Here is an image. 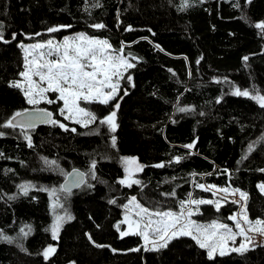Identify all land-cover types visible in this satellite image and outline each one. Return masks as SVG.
Segmentation results:
<instances>
[{
    "label": "trees",
    "instance_id": "1",
    "mask_svg": "<svg viewBox=\"0 0 264 264\" xmlns=\"http://www.w3.org/2000/svg\"><path fill=\"white\" fill-rule=\"evenodd\" d=\"M182 2L0 0V233L8 238H0V264H264V244L210 260L190 236L145 251L138 235L122 238L115 228L130 196L150 211L179 213L181 202L213 197L197 186L202 182L244 192L248 217L264 220V194L257 187L264 184V107L251 98L264 95V30L255 27L264 22V0H187L181 10ZM76 32L107 40L133 65L116 99L106 105L80 101L97 116L82 127L58 113L61 101L50 92L55 102L43 106L56 124L3 127L15 112L30 108L11 86L23 71L20 43ZM113 111L114 132L99 123ZM131 159L144 166H131L138 183L122 185ZM73 168L85 172V183L63 192L60 183ZM237 207L232 200L219 210L194 204L191 217L231 226ZM69 215L53 240L55 217ZM86 234L101 248L84 256ZM48 246L56 251L45 259ZM106 247L121 252L118 258ZM132 249L139 250L128 253Z\"/></svg>",
    "mask_w": 264,
    "mask_h": 264
},
{
    "label": "snow or ice",
    "instance_id": "2",
    "mask_svg": "<svg viewBox=\"0 0 264 264\" xmlns=\"http://www.w3.org/2000/svg\"><path fill=\"white\" fill-rule=\"evenodd\" d=\"M248 2L250 3V0ZM236 6L238 7L239 5L237 4ZM186 7H188L187 0H183L181 10ZM93 27L103 28L104 25L96 24ZM255 27L264 30V22L257 23ZM48 31L56 32L58 29L50 28ZM12 38L16 39V35L13 34ZM0 40H3L2 31H0ZM19 47L24 51V71L20 73V76L26 82V86L21 82H14L11 86L19 88L23 92L29 105H38L42 101L54 103L55 101L48 99L46 93H58L57 100L63 101V107L60 109L61 115L67 113V115H64L66 120H72L82 127H88L89 124L95 122L97 116L81 107L80 101L86 103L98 102L106 105L116 99L119 80L123 78V72L133 67L123 55L113 54L112 46L107 40L89 38L83 33L71 38L65 37L61 43L54 44L52 40H49L46 44L36 43L29 46L21 44ZM45 48L48 49L47 52L39 51ZM46 56L55 58L46 59ZM244 59L247 60V57ZM34 77H38L39 80L33 79ZM127 79L131 81L132 78L129 76ZM45 84L47 85L46 87L44 86ZM235 94L250 95L247 90H237ZM251 98L257 100L261 107H264V95H255ZM115 107L119 108V103ZM179 111H186V109L180 108ZM115 115L116 113L113 111L107 117L100 119L99 123L102 125L107 124L110 131L114 132L116 130ZM36 120L44 123H57L56 120L52 119L51 112L34 108L31 111L25 109L15 112L2 126L13 128L18 126L21 128L35 127L34 122ZM59 126L67 130L64 124ZM72 131H75V129H72ZM0 135H3V133H0ZM26 139H29V146H31L30 137H26ZM113 146H115V137H113ZM193 146L194 143L184 147L192 148ZM251 150L252 145H249V151ZM45 162L53 165L56 163L55 161L47 160ZM125 164V172L128 175L125 179H121L119 183L123 185L127 182L129 186L138 183V181L131 178L130 169L131 166H136L137 169L142 170V166L138 165L134 159L125 160ZM162 166L156 165V167ZM92 167H95V162H93ZM73 174L79 177L75 181L76 186L83 183V173L74 172L68 175ZM20 187L24 194H27V187ZM199 187L204 188L205 186L199 185ZM61 190L70 191L65 186H61ZM206 190H211V187ZM218 191L227 193L228 189L224 188ZM235 191L239 192L241 201L247 200V195L244 192L238 189ZM261 191L264 192V186H261ZM111 202L114 203V201ZM233 202L235 203L236 201ZM190 203L197 205L215 203L217 210L220 208L219 202L212 200H191ZM129 205L136 210L135 216L137 219H132L129 215H125L123 223L128 225V230L121 231L119 225L116 226L117 230L120 231L122 238L129 235L140 236L144 241L145 251H159L166 248L170 241L178 236H190L199 248L207 250V256L211 260L217 251H219L220 255H225L228 242L231 241L235 244L237 236L243 237L244 240L239 247L231 248V251H246L247 246L244 241L251 242L252 237L248 235L250 232L255 231L260 235H264V220L250 221L245 207L241 208L238 216L234 215L228 218L235 224L234 231L229 225L218 223L217 221H212L207 225L197 224L190 219L193 215L191 209L185 211L186 205L184 202H181V211L179 213L150 211L147 207L139 204L136 197H132L128 205H124V207L128 209ZM153 217H156V219H153ZM65 219L71 220L72 217L70 215L55 217L50 227L53 240L58 239L60 227ZM21 231L23 232L24 230L21 229ZM0 238L8 239L2 233H0ZM148 245H151V247H148ZM138 250L132 249V251ZM55 251V247H47L43 252L45 259H48Z\"/></svg>",
    "mask_w": 264,
    "mask_h": 264
},
{
    "label": "rangeland",
    "instance_id": "3",
    "mask_svg": "<svg viewBox=\"0 0 264 264\" xmlns=\"http://www.w3.org/2000/svg\"><path fill=\"white\" fill-rule=\"evenodd\" d=\"M82 32H76V33H72V34H69V35H64V36H61V37H59V38H52V37H47V38H45L44 40H38V41H35V42H30V43H20V45L21 44H23V45H25V46H29V45H32V44H36V43H45L46 44V42L47 41H49V40H52L53 41V43L54 44H56V43H61V42H63L64 41V39H65V37H69V38H71V37H74V36H76V35H78V34H81ZM85 36H87V37H89V38H95V39H99V38H96V37H92V36H88L87 34H85V33H83ZM100 40H104V39H100ZM21 48V47H20ZM21 51H22V55H23V71H24V51H23V49L21 48ZM39 51H44V52H47L48 51V49L47 48H45V49H42V50H39ZM112 52H113V54H119V55H122L120 52H116V51H114L113 49H112ZM46 59H54L55 57H45ZM126 58V57H125ZM29 59H31V57H29ZM127 59V58H126ZM127 71V70H126ZM126 71H124L123 72V77H124V74H125V72ZM33 79H35V80H39V78L38 77H34ZM123 78H121L120 80H119V88H118V93H117V96H118V94H119V92H120V85H121V80H122ZM16 82H21V83H24L25 84V86H26V82H24L23 81V78L21 77V79L20 80H18V81H16ZM45 87L47 86L46 84L44 85ZM20 90V89H19ZM21 91V90H20ZM22 92V91H21ZM50 92H48V93H46V95H47V97H48V99H50V100H53V99H51V97H50V94H49ZM22 94H23V92H22ZM57 94V96H58V93H56ZM255 95H260V94H252L251 96H255ZM23 96H24V94H23ZM116 96V97H117ZM25 97V96H24ZM26 100V99H25ZM54 101V100H53ZM257 101V100H256ZM27 102V101H26ZM28 104V103H27ZM45 104H47V105H50L51 103H47V102H45V101H42L40 104H38V105H29L30 107H33V108H44L45 106H43V105H45ZM260 104V103H259ZM63 107V101H61V106H60V108H59V111H58V113L61 115V113H60V109ZM64 115H67V113H65ZM64 115H61L62 117H64ZM69 121H72V120H69ZM72 122H74V121H72ZM75 123V122H74ZM61 124V123H60ZM80 125V124H79ZM131 175H134L135 173L137 174L138 172L136 171V168L135 167H131ZM199 185H204L205 187L203 188V189H208L209 187H211V192H212V194H213V197L212 198H210V199H206V200H212V201H214V202H219V204H221L224 200H232V201H236L237 202V205H238V207H237V209L233 212V214L231 215V216H234V215H236V216H238V214L240 213V210H241V208L242 207H244V202L245 201H241L240 200V196H239V192H237V191H235V190H237L236 188H232V187H230V186H227V187H217V186H215V185H213V184H207V183H204V182H202V183H199V184H197V186L199 187ZM261 186H264V184H261V183H258V185H257V187H258V189L260 190V192H262L261 191ZM201 188V187H200ZM224 188H227L228 189V192L227 193H225V192H222V191H218L219 189H224ZM239 190V189H238ZM240 191V190H239ZM242 192V191H241ZM263 194H264V192H262ZM132 197H134V196H132ZM131 196L129 197V199L124 203V205H128V202H129V200L132 198ZM190 201L191 200H189L187 203H184L185 205H186V208H185V211H187L188 209H191V211H193V206H194V204H192V203H190ZM138 202V201H137ZM213 204V206L214 207H216V204L215 203H212ZM123 213H122V216H121V219L115 224V228L117 229V225H119V228H120V230L121 231H127L128 230V225L126 224V223H123V221H124V217H125V215H129L132 219H137V217L135 216V209L131 206V205H129V208L128 209H126L124 206H123ZM153 219H156V217H153ZM190 219L191 220H193V221H195L197 224H202V225H207V224H210L212 221H216V220H210V221H208V222H198L197 220H194V219H192V217H190ZM248 219L250 220V221H256L257 219H250L249 217H248ZM232 221V220H231ZM218 222V221H217ZM218 223H220V222H218ZM232 225L230 226V227H232L233 228V230L235 231V224H234V222L232 221ZM245 227H247V226H245ZM119 232V234H120V231H118ZM248 235L249 236H251L252 237V239H251V242L250 243H248L247 241H244L245 243H246V246H247V248L249 247H252V246H254V245H257V244H264V235H260V234H258V233H256L255 231H253V232H250V233H248ZM86 236H87V234H86ZM140 237V236H139ZM87 239H88V241H89V247L86 249V251L84 252V256H87V254L89 253V250H90V248H92V247H95V248H101L100 246H97V245H94L93 244V242H91L90 241V239L88 238V236H87ZM140 239H141V246L144 248V241H143V239L140 237ZM244 240V238L243 237H241V236H237L236 237V240H235V244H233L231 241H229L228 242V245H227V247H226V253H228V252H230L231 250V248H233V247H239L240 246V243L242 242ZM49 247V246H48ZM148 247H151V245H148ZM107 249H109V251L111 252V255H114V257L115 258H118V257H116L118 254H120L121 252H118V251H115V250H113V249H111V248H109V247H106ZM206 250V249H205ZM129 252H133L132 250L131 251H128V253ZM206 252H207V250H206ZM214 255H220L219 254V251H217Z\"/></svg>",
    "mask_w": 264,
    "mask_h": 264
},
{
    "label": "water",
    "instance_id": "4",
    "mask_svg": "<svg viewBox=\"0 0 264 264\" xmlns=\"http://www.w3.org/2000/svg\"><path fill=\"white\" fill-rule=\"evenodd\" d=\"M29 111H31L32 109H34L33 107H30V108H27ZM39 109H43L45 110L46 112H51L52 113V119H54V114L51 110L47 109V108H39ZM25 110V109H24ZM23 111V110H22ZM12 116H10L9 118H11ZM18 119H22V118H18ZM35 127H25V128H36L40 125H43V124H47V123H44V122H41L40 120H36L35 122ZM19 127V126H18ZM142 168H143V164L141 165ZM74 172H78V173H83V183H80L79 186H76L75 184V181L79 179V177H77L75 174L73 175H68L69 173H74ZM85 180H86V175H85V172L82 171L81 169L79 170V168H73L71 170H69L66 175L64 176V178L62 179L61 183H60V187L61 186H65L66 189H70V191L68 190H63V192H72L76 189H78L80 186H82L84 183H85Z\"/></svg>",
    "mask_w": 264,
    "mask_h": 264
}]
</instances>
